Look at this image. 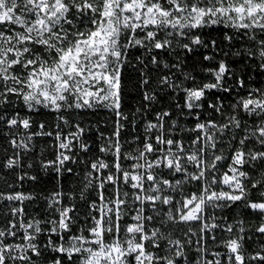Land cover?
I'll list each match as a JSON object with an SVG mask.
<instances>
[{"label": "snow or ice", "instance_id": "obj_1", "mask_svg": "<svg viewBox=\"0 0 264 264\" xmlns=\"http://www.w3.org/2000/svg\"><path fill=\"white\" fill-rule=\"evenodd\" d=\"M262 77L264 0H0V264H264Z\"/></svg>", "mask_w": 264, "mask_h": 264}, {"label": "trees", "instance_id": "obj_2", "mask_svg": "<svg viewBox=\"0 0 264 264\" xmlns=\"http://www.w3.org/2000/svg\"><path fill=\"white\" fill-rule=\"evenodd\" d=\"M261 79L264 80V77H262ZM127 103L129 105H135L137 103V99L135 98L134 91H130V96L127 99ZM74 118L80 119V117H74ZM83 121L84 122L90 121L92 125L99 122L100 125L103 126L105 121H110V117L107 113H103V112L95 115L87 114L83 117ZM89 135L90 136L94 135V131L90 132ZM30 147H32L33 150L27 155L22 156V166L16 171L18 173H21L23 171H29L32 174H36L39 171L40 180L38 183L35 184L32 181H25L23 186L22 187L18 186L16 190L23 191L26 193H32L33 195L40 197V199L35 204H32L28 208L30 212H34L40 210L43 207L44 204L43 195H47L48 193H50L53 187L56 185L57 181L55 179L54 174H45L42 170H39L38 167L40 159L51 158L52 148H51L50 140L37 137L35 138L33 145H31ZM14 151L16 150H13L10 147V145L7 143V140L0 137V159H3L5 155L12 156ZM27 163H34L37 166L32 169H28ZM73 167H77V166H73ZM5 179L11 182L12 180L15 179V177L12 176L11 174L0 172V183H3ZM63 185H64V190L66 192H75L76 195L79 196L78 189L81 187V185L79 184L78 177L65 174L63 178ZM77 204L78 205L80 204L79 200H77Z\"/></svg>", "mask_w": 264, "mask_h": 264}]
</instances>
